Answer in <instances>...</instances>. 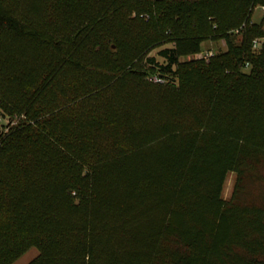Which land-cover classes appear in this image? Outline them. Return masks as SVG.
I'll return each mask as SVG.
<instances>
[{"label":"trees","instance_id":"16d2710c","mask_svg":"<svg viewBox=\"0 0 264 264\" xmlns=\"http://www.w3.org/2000/svg\"><path fill=\"white\" fill-rule=\"evenodd\" d=\"M258 4L0 0V264H264Z\"/></svg>","mask_w":264,"mask_h":264},{"label":"rangeland","instance_id":"374dc122","mask_svg":"<svg viewBox=\"0 0 264 264\" xmlns=\"http://www.w3.org/2000/svg\"><path fill=\"white\" fill-rule=\"evenodd\" d=\"M229 12H232L229 10ZM213 18V20L216 21V19H214L215 17H210ZM247 21L249 24H255L258 27H262L264 28V14L261 12L259 7H256L255 9L250 10V13H248L247 16ZM198 29V28H197ZM215 29V25H212L211 23L207 22L204 25H201L199 27V31L202 34H206V35H211L214 32H216ZM197 30L194 29H188L187 33H195ZM171 43L165 44L161 47L155 48L153 49L150 53L149 56H153L157 59V61L159 62H163V59L158 55V52L165 47H170ZM213 49L214 52H216V54L223 52L226 49V43L224 40H212V39H208L206 40L203 45H202V51H205L207 49ZM1 117V114H0ZM2 119L0 120V132L1 130H6L8 131L10 126H12L13 124H15V121L12 123H9V119L1 117ZM15 119V118H14ZM5 131V132H6ZM235 180H236V175L235 173H229L225 184H224V190H223V198L225 200H229L231 198L233 189H234V185H235ZM38 255V251L35 248H31L29 249L25 254H23L20 258H18L14 264H29L34 258H36V256Z\"/></svg>","mask_w":264,"mask_h":264},{"label":"built area","instance_id":"2783aa9c","mask_svg":"<svg viewBox=\"0 0 264 264\" xmlns=\"http://www.w3.org/2000/svg\"><path fill=\"white\" fill-rule=\"evenodd\" d=\"M256 7H259L261 12L264 14V4L255 5L252 9H255ZM144 17L145 19L149 18L148 15H144ZM246 25L247 23L245 22L240 26V28H237L232 32L237 35H241L242 32L245 30ZM263 44H264V38H259V37L254 38L251 43V49L253 50V52H258L262 48ZM215 55H216V52H214V50L210 48L205 51L201 50V52L195 55H192L189 58L190 59H202V60H205L206 62H209V60L213 58ZM246 67H248V64H246ZM152 80L155 82L161 81V79H158L157 77H153ZM1 117H0V120L2 119ZM5 131L6 130H1V132H5Z\"/></svg>","mask_w":264,"mask_h":264}]
</instances>
